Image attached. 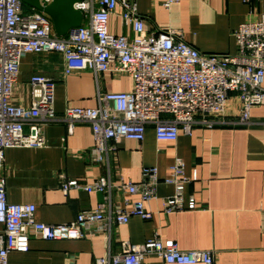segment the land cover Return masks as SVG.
<instances>
[{"label": "built area", "instance_id": "2783aa9c", "mask_svg": "<svg viewBox=\"0 0 264 264\" xmlns=\"http://www.w3.org/2000/svg\"><path fill=\"white\" fill-rule=\"evenodd\" d=\"M52 1L41 0L44 6ZM177 2L165 0L164 6L171 8ZM75 8L84 15L82 25L59 37L45 13L34 8L26 11L21 0H0V170L8 149L47 147V125L63 123L73 133L77 125L87 124L94 134L89 158L105 169L104 175L85 185L61 176V188L65 194L71 190L102 194L104 201L70 223H41L36 220L34 204L8 201L6 183L0 177V264H8L12 252H28L32 239L96 236H103L106 252L93 264H145L148 258L166 264H214L211 251H184L174 240L159 236L143 244L123 242L118 252L113 251L116 226L127 225L136 217L153 218L147 206L159 199L160 177L158 167H145L140 182L121 179L115 183L112 160L122 142L143 143L148 127L154 128L158 141L176 143L180 134L192 136L198 126L264 125L252 119V111L264 106V14L235 31V54H209L188 43L182 30L147 32L138 0H83ZM114 16L133 36L111 33ZM30 54H61L66 76L91 72L98 85L97 107H68L59 115L55 109L57 83L41 75L29 82L31 106L15 105L21 62ZM105 74L130 78L131 91H102L99 86ZM233 99L239 103L236 115L229 113ZM185 170V161L177 157L165 180L175 192L161 199L168 214L200 209L194 198L185 201L190 183ZM115 192L138 199L115 205Z\"/></svg>", "mask_w": 264, "mask_h": 264}, {"label": "crops", "instance_id": "0c3cea01", "mask_svg": "<svg viewBox=\"0 0 264 264\" xmlns=\"http://www.w3.org/2000/svg\"><path fill=\"white\" fill-rule=\"evenodd\" d=\"M165 0H138L139 12L146 17L149 33L176 29L199 51L209 54H235V31L245 22L257 21L264 14V0H178L171 8ZM110 31L118 36H133L112 17ZM36 75L57 83L55 109L62 115L68 107L96 108L98 85L91 72L65 75L61 54H30L22 59L19 83L13 103L31 106L29 82ZM105 92H129L133 82L128 77L105 74L100 83ZM239 103L233 99L229 113L237 114ZM255 122H264V106L252 111ZM26 127V132H29ZM47 147L13 148L5 152L0 170L8 201L34 204L36 220L46 224H67L83 211L94 210L104 201L102 194L71 190L65 194L61 176L93 184L105 169L89 158L94 145L92 128L79 124L70 133L63 123L44 129ZM177 157L186 163L184 197L194 198L198 210L166 213L162 198L175 192L165 183ZM158 167L159 199L148 204L150 220L132 218L129 224L113 231V251L123 242L143 244L159 236L174 240L181 250L211 251L214 264H264V125L250 127L198 126L192 136L180 134L176 143L158 141L153 127H148L145 141H124L112 160V179L117 183L140 182L145 167ZM135 201L137 196L114 193V204ZM106 252L103 236L82 240L45 241L32 239L26 253L12 252L8 264H93ZM145 264H166L148 258Z\"/></svg>", "mask_w": 264, "mask_h": 264}, {"label": "water", "instance_id": "95a60500", "mask_svg": "<svg viewBox=\"0 0 264 264\" xmlns=\"http://www.w3.org/2000/svg\"><path fill=\"white\" fill-rule=\"evenodd\" d=\"M21 1L48 15L59 37H66L70 30L80 27L84 20L83 13L75 8V5L83 0H53L47 6H44L41 0Z\"/></svg>", "mask_w": 264, "mask_h": 264}, {"label": "rangeland", "instance_id": "374dc122", "mask_svg": "<svg viewBox=\"0 0 264 264\" xmlns=\"http://www.w3.org/2000/svg\"><path fill=\"white\" fill-rule=\"evenodd\" d=\"M25 9H26V11H30L31 7L28 5H25Z\"/></svg>", "mask_w": 264, "mask_h": 264}]
</instances>
